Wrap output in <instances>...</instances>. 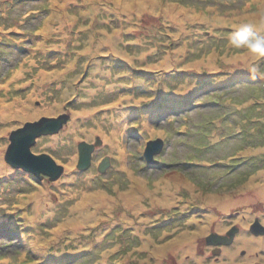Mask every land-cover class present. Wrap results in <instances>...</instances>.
<instances>
[{"label": "rangeland", "instance_id": "374dc122", "mask_svg": "<svg viewBox=\"0 0 264 264\" xmlns=\"http://www.w3.org/2000/svg\"><path fill=\"white\" fill-rule=\"evenodd\" d=\"M245 22L264 35V0H0V264H264V58L225 63ZM62 112L31 147L59 179L4 160L12 129Z\"/></svg>", "mask_w": 264, "mask_h": 264}, {"label": "water", "instance_id": "95a60500", "mask_svg": "<svg viewBox=\"0 0 264 264\" xmlns=\"http://www.w3.org/2000/svg\"><path fill=\"white\" fill-rule=\"evenodd\" d=\"M69 113H60L57 116H41L33 121H26L23 125L13 129L9 133L10 143L7 145L4 159L15 168H22L24 171L32 173L38 179L48 176L50 180H56L63 172V165L58 164L48 153L41 152L35 154L31 151L36 137L47 134H54L67 123ZM99 137L95 138L94 143L82 140L77 143L78 158L76 167L79 170H86L91 164V156L95 146L101 144ZM163 147L161 138L148 140L143 151L147 162L156 163L154 155L159 153ZM109 166V159L104 158L98 165V170L104 172ZM250 231L255 235L264 234V225L256 217L249 226ZM238 228L233 226L226 235H220L213 232L208 243L219 245L229 244L233 240Z\"/></svg>", "mask_w": 264, "mask_h": 264}, {"label": "clouds", "instance_id": "9594fccd", "mask_svg": "<svg viewBox=\"0 0 264 264\" xmlns=\"http://www.w3.org/2000/svg\"><path fill=\"white\" fill-rule=\"evenodd\" d=\"M230 49L243 51V56L226 57L225 63H246L250 73H257L255 62L264 58V35L252 23H241L233 28L227 37Z\"/></svg>", "mask_w": 264, "mask_h": 264}, {"label": "bare ground", "instance_id": "6f19581e", "mask_svg": "<svg viewBox=\"0 0 264 264\" xmlns=\"http://www.w3.org/2000/svg\"><path fill=\"white\" fill-rule=\"evenodd\" d=\"M168 102H170V101H168ZM169 104V103H168ZM170 104H172V107H176L177 108V105H173V103H170ZM4 169V166L2 165V166H0V169ZM257 190L259 191L260 190V188H257ZM264 190H262V192H263ZM159 201V200H158Z\"/></svg>", "mask_w": 264, "mask_h": 264}, {"label": "trees", "instance_id": "16d2710c", "mask_svg": "<svg viewBox=\"0 0 264 264\" xmlns=\"http://www.w3.org/2000/svg\"><path fill=\"white\" fill-rule=\"evenodd\" d=\"M185 74L188 75V76H190V74H192V73L189 74V72H186ZM201 75L204 76L205 74H204V73H201ZM184 78H186V77H184ZM184 78H183V79H184ZM59 163H60V162H59Z\"/></svg>", "mask_w": 264, "mask_h": 264}, {"label": "flooded vegetation", "instance_id": "af4514ba", "mask_svg": "<svg viewBox=\"0 0 264 264\" xmlns=\"http://www.w3.org/2000/svg\"><path fill=\"white\" fill-rule=\"evenodd\" d=\"M96 150V149H95Z\"/></svg>", "mask_w": 264, "mask_h": 264}]
</instances>
